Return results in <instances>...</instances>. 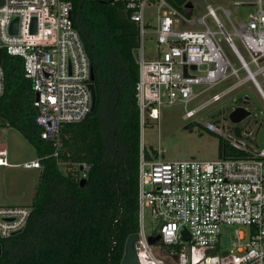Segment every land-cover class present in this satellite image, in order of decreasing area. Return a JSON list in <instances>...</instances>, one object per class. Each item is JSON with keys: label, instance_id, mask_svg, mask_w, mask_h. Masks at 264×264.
Instances as JSON below:
<instances>
[{"label": "built area", "instance_id": "1", "mask_svg": "<svg viewBox=\"0 0 264 264\" xmlns=\"http://www.w3.org/2000/svg\"><path fill=\"white\" fill-rule=\"evenodd\" d=\"M0 1V56L6 52L23 59L25 77L32 81L41 137L60 147L63 126L82 122L93 112V67L75 26L73 3ZM231 1L238 7L256 8L246 21L235 23L231 10L219 7L233 26V33L228 32L211 5L206 15L195 17V5L190 0L180 8L174 0H125L130 20L139 29L140 231L136 247L141 264H264V148H250L234 133L226 136L224 129L208 123L207 130L225 137L232 147L250 157L167 161L160 150L149 158L143 137L146 117L159 120L162 106L175 102L187 106L233 77L237 79L234 85L201 107L187 111L185 118L195 116L247 82L253 83L264 100L259 81L262 77L264 82V0ZM149 8L156 9V25L146 19ZM15 20L16 33H12ZM150 33L156 35V52L152 57L145 51V38ZM225 45L236 56L240 68L231 61ZM2 64L0 59V101L6 87ZM193 66L197 68L192 69ZM241 71L246 73L245 77L240 76ZM196 86L206 88L197 93ZM244 135L253 136V132ZM7 157V151L0 150V166H10ZM23 168L40 170L41 160L27 162ZM83 170L88 172L89 167L84 165ZM146 212L156 226L157 233L152 236H160L161 244L149 242ZM31 215L30 205H0V239L23 232ZM232 226H244L247 230L236 228L226 249L223 238L227 234L223 228ZM185 231L191 237L189 240L185 239ZM153 247L170 250L165 259L158 258Z\"/></svg>", "mask_w": 264, "mask_h": 264}, {"label": "trees", "instance_id": "2", "mask_svg": "<svg viewBox=\"0 0 264 264\" xmlns=\"http://www.w3.org/2000/svg\"><path fill=\"white\" fill-rule=\"evenodd\" d=\"M70 1L95 73L96 107L82 122L63 126L60 147L42 139L24 61L3 53L0 121L34 146L42 169L26 229L0 239V264H122L128 239L140 231L139 29L125 0ZM232 131L252 139L240 125ZM249 157L220 140L219 158Z\"/></svg>", "mask_w": 264, "mask_h": 264}, {"label": "rangeland", "instance_id": "3", "mask_svg": "<svg viewBox=\"0 0 264 264\" xmlns=\"http://www.w3.org/2000/svg\"><path fill=\"white\" fill-rule=\"evenodd\" d=\"M195 5V17L206 15L207 7L211 5L216 9V15L224 24L228 32L233 33V26L230 24L225 14L219 7L231 10V18L235 23L244 22L251 13H255L253 6L238 7L231 0H190ZM146 19L156 25V9L149 8ZM213 28L216 29L212 18H208ZM217 30V29H216ZM237 46L243 52L247 60L246 53L242 50V45L238 38H234ZM226 51L235 65L240 68V64L231 51L225 45ZM145 51L150 57L156 52V35L150 33L145 38ZM255 70V66H251ZM246 73L241 71L240 76L245 77ZM236 78L220 84L212 90L201 94L187 106L180 102L168 104L161 107L159 120H153L146 117L143 137L146 147V154L150 157L157 155V151L162 152V158L167 161L177 160H216L219 158V142L225 140V137L212 133L207 130L208 123L224 129L226 136L233 135L234 125L230 119V113L237 107H245L252 113L250 117L241 122L242 128L253 132L251 140H243L245 145L250 148H264V100L258 93L252 82H247L240 88L225 95L220 101L213 102L191 118H185L187 111L201 107L213 96L221 93L236 83ZM259 81L264 89L262 77ZM206 87L196 86V92H202ZM261 125V128H259ZM228 141V140H227ZM0 150H6L7 160L10 166H0V205L1 206H29L31 205L36 187L40 179L41 169L27 170L23 165L27 162L38 159L37 152L17 130L7 126L6 122L0 121ZM63 171H67L64 165ZM155 223L149 212H146L145 228L149 237L156 235ZM236 228L247 230L244 226L225 227L226 236L223 238V244L226 249L230 247L232 233ZM170 247H163L159 250L153 247L154 254L158 258H166Z\"/></svg>", "mask_w": 264, "mask_h": 264}, {"label": "water", "instance_id": "4", "mask_svg": "<svg viewBox=\"0 0 264 264\" xmlns=\"http://www.w3.org/2000/svg\"><path fill=\"white\" fill-rule=\"evenodd\" d=\"M188 6H192L191 3L188 4ZM17 23L18 20H15L13 22L12 28H11V32L12 33H16V27H17ZM34 30H35V21H34ZM1 62L3 61V54L1 53L0 56ZM196 66H193L192 69H196ZM185 72H187V68H185ZM91 80H92V84L90 85L91 87V91H92V96H93V108L92 110H95L96 107V90H95V85H94V81H95V73L94 70H92V76H91ZM251 112L245 108V107H237L236 109H234L230 115H229V119L233 124H240L241 122H243L245 119H247L248 117L251 116ZM86 179H82L81 180V185L83 186L86 183ZM185 235V239L189 240L191 237L190 235L185 231L184 232ZM139 241V234L136 235H132L126 244V250H125V255L122 261V264H141L139 257H138V253H137V242ZM149 242L153 245H158L161 244L162 240L160 236H151L149 237ZM226 253H224L225 255ZM2 256V245L0 244V258Z\"/></svg>", "mask_w": 264, "mask_h": 264}]
</instances>
